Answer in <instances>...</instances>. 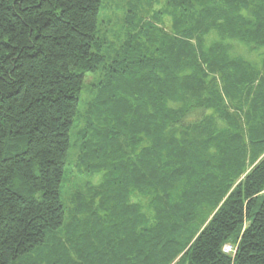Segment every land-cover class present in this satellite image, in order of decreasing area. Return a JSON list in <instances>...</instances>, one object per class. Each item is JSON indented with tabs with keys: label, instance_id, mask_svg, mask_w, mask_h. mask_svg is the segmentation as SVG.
Returning <instances> with one entry per match:
<instances>
[{
	"label": "trees",
	"instance_id": "16d2710c",
	"mask_svg": "<svg viewBox=\"0 0 264 264\" xmlns=\"http://www.w3.org/2000/svg\"><path fill=\"white\" fill-rule=\"evenodd\" d=\"M158 5L0 0V264H264V0Z\"/></svg>",
	"mask_w": 264,
	"mask_h": 264
},
{
	"label": "rangeland",
	"instance_id": "374dc122",
	"mask_svg": "<svg viewBox=\"0 0 264 264\" xmlns=\"http://www.w3.org/2000/svg\"><path fill=\"white\" fill-rule=\"evenodd\" d=\"M106 4L111 5V6H115V4H120V8L117 9L115 12L117 13L115 18L112 17L113 15V10H105L103 12V17H101V22L103 23L101 25L102 28V32L103 33H107L105 34L108 39L109 42L113 43V44H117V37L121 35V26H122V20L124 19L125 15V10H124V6L125 4H127L129 1H134V0H104ZM144 9H148V12H150V16L152 17L153 14H155V12H157L161 5H158L159 1L162 0H154V5L153 7L151 5H149V1L148 0H141ZM164 2V0H163ZM105 13V14H104ZM109 18L113 19V24H107L105 21H109ZM161 27V26H159ZM162 28V27H161ZM113 29V30H112ZM236 53L237 55H240L242 57H245L246 59L250 60L251 62H255L256 64H260L262 59L261 57H259V55L255 52L254 54H250L247 49L245 47H238L236 46ZM100 76L94 75V76H88L87 79V87L91 86L93 83H95L97 81V79ZM80 155V148L78 147H73L71 149V152L69 154V165H70V169L73 171L71 178L72 180H74L76 182V177H78L79 175V170L77 169V164H78V157ZM99 181V179H97L95 181V183H97ZM72 185L70 183H67L66 187H65V192L69 195L70 192L74 191L73 188L71 187ZM82 186V185H81ZM85 190V189H84ZM70 201V200H69ZM66 223H70V220L67 219ZM70 226L69 228H62L56 235V237L59 239H66L67 237H70ZM53 252V242L50 239V237L47 239L46 245L41 247L40 249H37L34 253L26 256V257H22L20 258L17 262H15V264H49V260H50V256L51 253Z\"/></svg>",
	"mask_w": 264,
	"mask_h": 264
},
{
	"label": "built area",
	"instance_id": "2783aa9c",
	"mask_svg": "<svg viewBox=\"0 0 264 264\" xmlns=\"http://www.w3.org/2000/svg\"><path fill=\"white\" fill-rule=\"evenodd\" d=\"M223 252L225 254H232L234 252V248L232 246H230V245H225L223 247Z\"/></svg>",
	"mask_w": 264,
	"mask_h": 264
}]
</instances>
